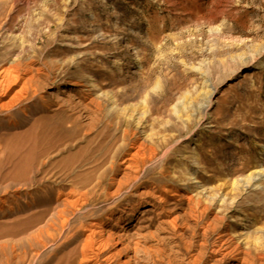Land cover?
Here are the masks:
<instances>
[{"label": "rangeland", "instance_id": "rangeland-1", "mask_svg": "<svg viewBox=\"0 0 264 264\" xmlns=\"http://www.w3.org/2000/svg\"><path fill=\"white\" fill-rule=\"evenodd\" d=\"M10 67L0 264H264V0H0Z\"/></svg>", "mask_w": 264, "mask_h": 264}, {"label": "bare ground", "instance_id": "bare-ground-1", "mask_svg": "<svg viewBox=\"0 0 264 264\" xmlns=\"http://www.w3.org/2000/svg\"><path fill=\"white\" fill-rule=\"evenodd\" d=\"M22 80H23L22 77L20 76V74L18 73V71L15 69V67H10L8 69H3V70L1 69V72H0V110L8 109L9 107H11V105H12V103L14 101L20 99V97L22 96V93H23V91L25 89V83L21 86V88L19 90L16 89L17 91H15L12 95H11V93L15 90V87H17L22 82ZM7 96H10V99L7 102H2ZM133 150H134V153L133 154H130L131 156L124 162L125 163L124 164L125 165V170H127L128 172L124 174L123 180L119 182V184H118L119 188L121 187V184L122 183H125L128 180L133 179V177H134V181H135L136 176L130 177V172H134V174H135L137 172V170H139L140 166H145V164L147 162L153 160V158H154V156L156 154L155 153V150H153L151 148V146H150V148H148V150H146L145 148L142 147V144H133ZM190 177H191V175H189V178L188 179L185 178V180H187V181L191 180ZM254 179H255L254 176L249 177V180H254ZM118 192H119V190H117L115 194H117ZM199 194L201 195L202 192L199 193ZM64 198H66V197H64ZM64 202L66 204H68L69 206H72V207H75L76 206L75 203H71V202H69L67 200H65ZM198 202H199V200H198ZM222 203H223V199H222ZM202 207H203V205H202ZM109 219H111V217H109ZM65 223H66V221L64 220L63 221V224H65ZM96 225H98V224H96ZM96 225L94 224V226H96ZM88 231H89V234L87 235V237H86V239L84 241V244H83V247H82V252H81V254H82V256H83L84 259H88V256H87V253L88 252L94 254L95 256L99 255L102 252V249L104 247H106L109 244V242L112 241L111 240V236H108L107 239L101 237L99 240H97L96 239L95 229L93 230V228H90ZM261 240H262V237L261 236H255V238H253V246L254 247H256V246L258 247L261 244V242H260ZM245 241H246V243H245L246 246H248L249 245V235L246 237ZM87 261H89V260H83L82 263H86Z\"/></svg>", "mask_w": 264, "mask_h": 264}]
</instances>
